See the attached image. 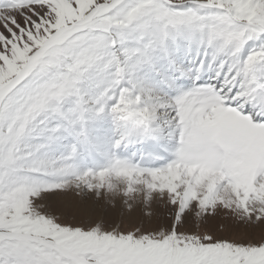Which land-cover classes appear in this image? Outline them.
Instances as JSON below:
<instances>
[{"label":"snow or ice","instance_id":"6c2138e0","mask_svg":"<svg viewBox=\"0 0 264 264\" xmlns=\"http://www.w3.org/2000/svg\"><path fill=\"white\" fill-rule=\"evenodd\" d=\"M0 264H264V0H0Z\"/></svg>","mask_w":264,"mask_h":264},{"label":"bare ground","instance_id":"6f19581e","mask_svg":"<svg viewBox=\"0 0 264 264\" xmlns=\"http://www.w3.org/2000/svg\"><path fill=\"white\" fill-rule=\"evenodd\" d=\"M66 194L59 193V192H53V193H48L46 194V198L48 201L52 202L54 205L59 202V199Z\"/></svg>","mask_w":264,"mask_h":264}]
</instances>
